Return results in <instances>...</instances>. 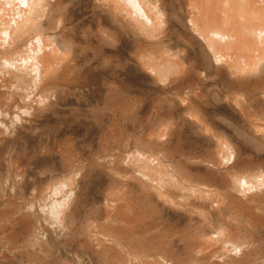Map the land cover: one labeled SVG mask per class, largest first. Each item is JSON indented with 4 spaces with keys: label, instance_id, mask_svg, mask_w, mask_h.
Instances as JSON below:
<instances>
[{
    "label": "rangeland",
    "instance_id": "1",
    "mask_svg": "<svg viewBox=\"0 0 264 264\" xmlns=\"http://www.w3.org/2000/svg\"><path fill=\"white\" fill-rule=\"evenodd\" d=\"M139 1L0 0V264H264V61Z\"/></svg>",
    "mask_w": 264,
    "mask_h": 264
},
{
    "label": "bare ground",
    "instance_id": "2",
    "mask_svg": "<svg viewBox=\"0 0 264 264\" xmlns=\"http://www.w3.org/2000/svg\"><path fill=\"white\" fill-rule=\"evenodd\" d=\"M160 1L164 2L165 0ZM169 1L171 4H174L175 7L176 5H184L186 2V0ZM40 3H42V0H29L30 10H27V12H32L34 6ZM142 3L143 2L139 0H134V6L138 10L139 15L151 21L153 15H149L150 12H147L146 9L148 6L144 3L146 6L145 8ZM209 3L210 6L204 9L203 6L195 5V7H200L204 13L200 23V31L210 42H213L212 44H215V49H218L225 55L227 54L231 55V57L235 56L236 59H241L242 63L240 68L246 69V71L247 69L255 68L264 61V0H211ZM196 9L200 10L198 8ZM196 9L194 10L198 12ZM30 12H28V14ZM30 16L29 18L27 16L24 17L26 20L24 19L25 21L23 24H25L28 19L32 20ZM192 18L194 17L192 16ZM153 19H155V17ZM21 25L18 26L21 28ZM216 52L219 53L218 51ZM43 58V62L48 66L49 63H51L50 56ZM39 61H36L37 65ZM229 61L231 64V60ZM237 70L239 71V69ZM156 190L161 196L167 197L170 195H167L166 191L162 188H156Z\"/></svg>",
    "mask_w": 264,
    "mask_h": 264
}]
</instances>
